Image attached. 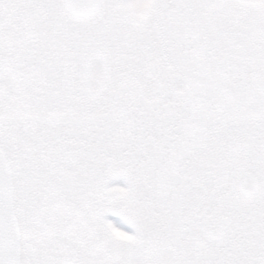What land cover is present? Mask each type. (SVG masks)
Segmentation results:
<instances>
[{
    "label": "snow or ice",
    "instance_id": "1",
    "mask_svg": "<svg viewBox=\"0 0 264 264\" xmlns=\"http://www.w3.org/2000/svg\"><path fill=\"white\" fill-rule=\"evenodd\" d=\"M0 264H264V0H0Z\"/></svg>",
    "mask_w": 264,
    "mask_h": 264
}]
</instances>
